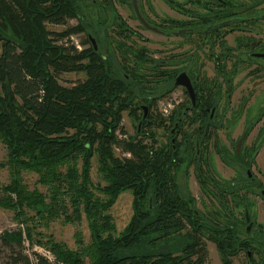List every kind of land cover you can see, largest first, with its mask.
<instances>
[{
    "label": "trees",
    "instance_id": "obj_1",
    "mask_svg": "<svg viewBox=\"0 0 264 264\" xmlns=\"http://www.w3.org/2000/svg\"><path fill=\"white\" fill-rule=\"evenodd\" d=\"M76 3L0 0V82L4 89L0 88V140L8 149L16 174L22 170L37 172L49 192L70 197L75 215L80 217L82 211L87 214L93 243L90 248L84 247L81 234L78 242L82 251L52 243L54 255L49 258L37 251L29 252L23 241L3 232L0 240L8 253L0 264H80L86 256L91 264H168L174 254L194 247L190 234L170 236L182 228L174 216L180 209L189 224L196 221L186 205L178 202L181 199L176 184L174 192L165 188L175 180L173 169L181 168L187 159L173 152L172 147L154 152L153 147L148 151L142 143L128 146L135 159L121 161L114 155L115 127L134 93L131 79L126 78L129 73L125 68L124 76L114 73L108 64L111 58L103 59V53L94 46L82 54L72 46L71 53L79 56L70 57L62 47L52 46L42 22L64 23L66 15L74 13ZM8 30L13 35H8ZM82 57L89 58L86 66L75 63ZM83 69L87 79L74 87L55 81L57 72ZM98 125L104 128L102 132ZM94 152L100 156V171L107 182L103 188L107 201L90 188ZM17 179L16 175L17 193L31 195L22 190ZM127 190L134 194V214L127 229L115 237L116 226L108 211ZM167 236V247L159 248Z\"/></svg>",
    "mask_w": 264,
    "mask_h": 264
},
{
    "label": "rangeland",
    "instance_id": "obj_2",
    "mask_svg": "<svg viewBox=\"0 0 264 264\" xmlns=\"http://www.w3.org/2000/svg\"><path fill=\"white\" fill-rule=\"evenodd\" d=\"M139 1L144 14L158 24H162L165 19L192 20L187 13H182V10L198 11L200 14L209 13L208 8L198 4L204 0ZM75 2H77V7L74 13L67 14L64 23L54 24L48 20L42 22L52 46L62 47L70 57L79 56L78 53H71L72 46L76 47L79 54L93 47L88 36L91 34L96 38L101 53L111 58L108 64L113 72L120 73L122 76L126 71L129 73L130 88H133L134 93L131 94L132 100L129 108L122 111V119L115 127V142L112 143L114 155L121 161L125 158L135 159L128 148L131 143L133 145L142 143L148 147V151L150 147H153L154 152L162 150L169 142V129L172 125V121L170 122L167 116L170 115L171 110L175 109L174 106L176 107L178 103L184 104L189 99L182 87L166 93L173 88L172 81L166 83L167 71L178 68L179 64H170L167 67L174 68L169 69L160 61L165 57L168 58V55L172 53L173 55L178 53L176 58L183 59L181 56L183 55L185 59H188L189 56L193 57L194 52L199 57L197 63H194L196 58H192L193 65H199L201 69L198 74H206L212 79L215 61L207 58L209 41L199 40L197 35L193 36L195 44L185 42L183 46H179L176 42H183L184 39L165 37L143 29L139 21L133 17L131 0H113L117 14L122 17L124 25L114 17L111 10L104 8L108 0H75ZM50 4L51 2H48V5ZM43 6L45 7V3ZM256 29L257 36H255L264 42V20L259 22ZM133 31L138 34L135 36ZM7 34L13 35L10 30ZM141 35L145 38L143 39ZM227 41L236 46L233 36H229ZM1 45L0 42V48ZM88 62V57H82L79 60L76 59L75 63L79 66H86ZM229 64L230 67L231 62ZM124 68L126 71L123 70ZM87 76L84 69L61 71L55 74V81L58 85L71 88L86 81ZM237 82H239V77H237ZM0 88L4 90L1 82ZM222 91L224 93V86ZM213 92H216L215 88ZM236 94H241V88L237 89ZM152 97L155 99L151 100ZM261 103H256V106ZM141 105H150L151 113L155 117H149L141 122L143 117ZM161 115L166 118L162 119ZM111 125L114 126L115 123ZM197 126L198 121L194 120H187L182 126L183 129L181 135L178 136L177 143L182 146L184 139L190 138L187 147L180 148V157L187 161L180 169H173L181 189L179 194L181 201L178 202L186 205L190 216L196 222L189 224L180 209L174 216L175 219L177 217V220H180L178 225L182 228L170 235L176 237L190 234L194 247L174 254L168 264H187L188 261L194 264H264L260 258L264 246L259 241V237H255L257 239L254 240L251 237H245V230L240 225L244 222H242L245 212L244 204L247 202L250 212L264 228V197L260 195L261 190L242 189L238 185L235 190L237 195L222 194L228 186L225 181L232 177L237 179L235 172L237 169L233 171L228 168L221 160L218 150L228 149L229 139L239 137L242 129L238 126L236 130L229 132L224 124L222 129L213 136L212 141H209L208 146L201 148L202 153L197 158L194 155L197 152L195 142ZM97 129L99 132L104 130L100 125ZM255 136L256 131L251 134L249 144ZM262 148L258 158L260 165L264 167V145ZM9 159L8 149L0 140V235L7 232L12 238L23 241L29 252L37 251L49 258H53L52 255H54L50 249L52 243L63 244L65 248L72 251H82L83 248L78 242L80 234L84 247L90 248L93 243V233L87 214L82 211L80 217L75 215L70 197L49 192L48 186L41 182L37 172L22 170L16 174V167L10 163ZM199 165L200 169H198ZM100 167V156L94 152L89 170L90 188L94 195L107 201L108 196L103 190L107 182L103 178ZM256 169L254 167V170ZM16 175L17 183H21L22 190L29 191L31 195L17 193L14 189ZM153 176L154 173L151 177ZM184 183L188 191L187 195L183 193ZM166 186L169 187L166 184L165 188ZM216 192H220V195H215ZM244 193L248 195H243ZM150 206L153 207L152 203ZM108 213L111 214L116 226L113 236L117 237L127 229L134 214V194L130 190L122 192ZM226 228L230 230L223 231ZM259 233L257 232V235ZM168 240L169 236L160 242L159 248L167 247ZM2 245L0 240V252L2 251L0 262H2V257L8 253V249ZM249 250L253 253L251 259L248 258ZM80 264H91V260L87 256L83 257Z\"/></svg>",
    "mask_w": 264,
    "mask_h": 264
},
{
    "label": "flooded vegetation",
    "instance_id": "obj_3",
    "mask_svg": "<svg viewBox=\"0 0 264 264\" xmlns=\"http://www.w3.org/2000/svg\"><path fill=\"white\" fill-rule=\"evenodd\" d=\"M198 4L208 8L209 13L200 14L198 11L189 12L182 10V13H187L192 20L165 19L162 24H158L144 14L139 1L140 11L145 20L151 25L164 30L163 33L148 29L136 15L133 4L131 5L133 17L139 21L143 29L165 37H180L182 40L184 39L183 42H176L179 46H183L185 42L194 43L195 39H193V36L197 35L199 40H208L210 47L207 58H212L215 61V71L212 79L206 74H198L201 69L199 65H193L192 58L195 57L194 63H197L199 57L194 52L192 53L193 57L189 56L188 59H185L183 55H181L183 59L176 58L178 53L176 55L172 53L168 55V58L165 57L160 61L165 67L170 66V64H179L178 68L167 67L174 69L167 71L166 83L168 84L172 81L173 88L166 91V93L172 92L177 87H182L189 99L184 104L180 105L178 103L176 107L174 106L175 109L171 110L170 115L167 116L168 120L172 121V125L169 129V142L165 147H172L173 152H178L177 155H181L179 149L186 148L190 138L184 139L182 146L177 143V139L181 135L182 126L187 120L198 121L195 140L197 149V155L195 156L197 158L202 153L201 148L205 145L208 146L209 141H212L213 136L218 130L222 129L224 124L229 132L236 130L240 126L242 129L240 136L229 139L228 149L218 150V154L226 166L233 171L237 169L235 171L237 179L232 177L225 181L228 186L222 194L237 195L235 190L239 185L242 189L261 190L260 195L264 197V167L260 165L258 158L264 145V99H262V96H264V42L256 37V28H258L259 22L264 20V6H262L264 5V0H204ZM104 8L111 10L114 17L124 25L122 17L117 14L113 0H108ZM223 23L226 24L221 25ZM180 30L185 31L180 35L173 34L174 31ZM133 34L136 36L138 32L133 31ZM250 34L252 36H249ZM88 36L92 46L95 49H99L96 38L91 34H88ZM229 36H233L236 46L231 45L227 41ZM141 37L145 38L142 35ZM142 53H145V51H142ZM109 58L107 54H103V59L107 60ZM152 61H155V59H152ZM229 62H231L230 67ZM182 73H186L192 82L195 91V101H193L185 85L176 83L177 78ZM237 77H239V82L236 83ZM126 78L131 79L130 75H126ZM223 86L225 88L224 93L222 91ZM213 87L216 90L215 93L213 92ZM238 88H241L240 95L236 94ZM154 99L153 97L151 98V100ZM256 103H261V105L256 106ZM144 106L148 108L145 119L155 117L151 113L150 105H141L140 108L143 111L142 119H144L145 114ZM160 117L162 119L166 118L162 115ZM254 131H256V136L249 144V138ZM150 152L151 155L154 154L153 150H150ZM177 162H179V159ZM183 164L184 162H182ZM254 167L257 169L254 170ZM198 169H200V165ZM172 176L175 180L171 182V186L167 185L169 190L174 192L172 190L173 184H176L178 190L176 192L179 195L181 189L174 170L172 171ZM185 187L184 183L183 193L187 195L188 191ZM214 194L220 195V192ZM243 195L248 194L244 193ZM244 206V220L242 219V222H244L240 223V225L245 230V237H251L252 240L257 239L255 237H259V241L264 246L263 225L256 221L254 215L250 212L247 202ZM257 232H260V236L257 235ZM252 255L248 258L251 259ZM260 258L264 263V248L261 251Z\"/></svg>",
    "mask_w": 264,
    "mask_h": 264
},
{
    "label": "water",
    "instance_id": "obj_4",
    "mask_svg": "<svg viewBox=\"0 0 264 264\" xmlns=\"http://www.w3.org/2000/svg\"><path fill=\"white\" fill-rule=\"evenodd\" d=\"M132 4H133V8L134 11L136 13V15L138 16L139 20L142 21V23L150 30H153L155 32H159V33H163L164 30H162L161 28L155 26V25H151L150 23H148L145 18L143 17L141 11H140V7H139V0H132ZM226 23H223L221 25H225ZM185 30H180V31H174L173 34L175 35H180L184 32ZM177 84H183L186 86V88L188 89L193 101H195V91L194 88L192 86V82L190 81V78L188 77V75L186 73H182L176 81ZM145 110V114H144V119L147 116V112H148V108L147 106L143 107ZM142 122V121H141ZM152 203V199H150V205ZM252 255V251L249 250L248 251V257H251Z\"/></svg>",
    "mask_w": 264,
    "mask_h": 264
}]
</instances>
